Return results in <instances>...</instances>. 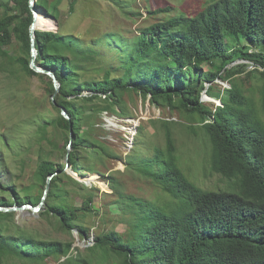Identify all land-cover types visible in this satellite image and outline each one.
Instances as JSON below:
<instances>
[{
  "label": "trees",
  "instance_id": "1",
  "mask_svg": "<svg viewBox=\"0 0 264 264\" xmlns=\"http://www.w3.org/2000/svg\"><path fill=\"white\" fill-rule=\"evenodd\" d=\"M62 1H36V7L43 10L37 27H54L47 18L59 19L57 13ZM30 2L0 0V8L10 4L16 8L12 14L6 12L0 18V47L11 45L16 38L28 56L12 57L1 49L0 55L32 77L48 78L30 68V28L34 20ZM70 10L74 11V5ZM170 11L166 7L148 12L155 17L162 13L165 17L132 39L105 36L94 42L102 46L112 39V44L106 46L122 55L117 69H122L123 74L115 75L109 70L99 79L84 76V63L93 62L99 54L97 50L83 48L77 38L64 35L60 26L57 31L36 29V62L53 71L60 83L55 103L51 101L59 112L56 124L70 135L71 128L74 130L73 150L66 155L69 165L56 166L44 159L38 175L47 187L49 177L64 173L65 167L70 166L74 171L84 167L79 163L78 152L89 141L82 131V108L75 100L102 101L108 105L104 110L110 112L121 104L124 93L133 91L150 97L157 107L184 110L189 116L200 115L206 122L203 127L211 143V170L232 180V189L203 190L190 180L169 130L164 147L147 146L145 154L139 153L141 145L133 143V150L122 159L126 169L153 182L160 191L153 199L127 193L117 178L102 175L110 185L113 198L108 201V208H103L102 217L113 216L112 222L116 217L127 227L121 234L112 229L97 236L91 250L98 251L103 258H121V264H264V122L238 83L231 82L230 88L220 92L214 86L217 80L228 81L247 69L245 64L229 69L234 61H250L264 69L263 53L238 50L227 42L232 39L236 43L244 41L245 45L264 44V0H210L190 15L171 16ZM221 61H228V66ZM204 64L213 70H203ZM95 71L100 74L104 70ZM261 74L264 76V71ZM206 83H212L206 93L220 99L222 104L214 110L202 101ZM49 90L55 93L52 79ZM86 91L90 93L83 96ZM62 107L71 116L70 120L62 114ZM50 123L45 122L42 128ZM140 133L143 135V128ZM0 140L8 146L5 136L0 135ZM2 163L0 156V167ZM85 167L91 171L89 166ZM64 177L71 178L66 173ZM62 182L63 178H53L46 199L53 202L59 195L55 187ZM22 191V197L14 194L11 201L0 197V206H37L44 197V194L42 197L29 194L27 188ZM101 209L95 204V197L88 194V200L80 208L54 203L46 213L51 212L64 228L70 229L80 211L101 213ZM14 214L0 211V263L5 255L31 264L43 263L67 255L72 248V244L64 246L58 241L39 240L22 230L11 232L5 223L13 221ZM79 232L86 235L89 229L79 227ZM70 260L91 264L86 259Z\"/></svg>",
  "mask_w": 264,
  "mask_h": 264
},
{
  "label": "rangeland",
  "instance_id": "2",
  "mask_svg": "<svg viewBox=\"0 0 264 264\" xmlns=\"http://www.w3.org/2000/svg\"><path fill=\"white\" fill-rule=\"evenodd\" d=\"M53 2L54 0H50ZM210 0H63L59 6L57 24L50 17L47 20L54 24L51 28L38 27L41 31H57L66 36L77 38L83 48H94L99 52L91 63H84L85 79H99L105 71L111 70L115 75H122V69H117L122 63L119 51H112L107 44L97 46L94 42L105 36H117L127 40L140 34L141 30L152 25L164 14L156 17L148 12L171 8V16L193 14L205 6ZM120 2V3H118ZM71 5L74 11L71 12ZM16 10L14 4L0 8V18ZM40 13L43 10L40 8ZM44 16V15H43ZM227 42L235 49H242L252 53L264 54V44L258 46L245 45L246 42L236 43L232 39ZM1 51L9 52L12 57H27L21 43L16 38L9 46L2 45ZM237 60L236 54L234 55ZM221 63L229 64L228 61ZM242 61H234L228 66L243 65ZM102 68L100 74L95 69ZM203 70H213L203 65ZM262 70L256 72L251 68L235 74L228 81H216V91L231 87V82L238 83L243 95L254 105L264 122L262 99L264 96V76ZM264 71V69H263ZM262 71V72H263ZM51 77L39 79L27 74L22 67L0 55V135L5 136L8 146L0 140V156L3 163L0 167V197L8 201L13 200L14 194L28 193L44 197L37 206L27 205L22 211H14L13 221L6 222L5 226L11 232L22 230L32 234L39 240L58 241L64 246L72 244L67 255L51 258L43 263L32 264H78L72 260H88L91 264H121V258H103L91 248L96 244V237L114 229L121 234L126 231L123 224L113 216L102 217L108 201L112 200V190L102 175L114 176L127 193L145 196L149 199L156 197L160 191L153 182H147L135 176L126 169L122 159L132 150L133 143H138L139 153L145 154L147 146L164 147L166 132L173 134L180 163L186 175L203 190H230L233 181L211 170L209 141L200 115L189 116L184 110H171L169 107H157L150 97H143L136 92H126L122 95V102L113 108L114 111H105L108 106L102 101L88 102L75 100L82 108V131H85L89 144L79 147V167L74 171L70 166L64 168V173L51 175L50 187H53V178H63V182L55 187L59 195L53 199H46L47 187L38 175V167L42 160L53 161L56 166L67 165L66 155L70 152L71 139L68 131L56 124L59 112L52 104L49 83ZM231 80V81H230ZM221 88L219 87V85ZM209 87L208 83L205 85ZM203 91L202 101L211 109L216 108L213 99ZM90 92H84L87 96ZM82 98V97H81ZM218 99V98H217ZM72 100V99H71ZM45 122H51L43 129ZM209 123V121L207 122ZM143 128V135L140 129ZM57 146V147H56ZM66 150V151H65ZM60 151H63L62 153ZM89 151V152H88ZM148 154V153H147ZM69 165V164H68ZM85 166H89L88 172ZM68 174L71 178L64 177ZM90 181L91 184H87ZM11 183V186L8 185ZM89 183V182H88ZM95 189V190H94ZM55 190V189H54ZM57 192V191H56ZM88 194L95 197V204L101 207V213L94 211H80L79 218L75 219L72 228H64L62 222L53 214L46 213L54 203H63L68 208L77 209ZM106 194V195H105ZM22 197V196H21ZM40 207V211L34 208ZM45 214V215H44ZM79 227L89 229L86 235L79 232ZM0 264H31L10 255L2 257ZM80 264V263H79ZM83 264V262L81 263Z\"/></svg>",
  "mask_w": 264,
  "mask_h": 264
},
{
  "label": "water",
  "instance_id": "3",
  "mask_svg": "<svg viewBox=\"0 0 264 264\" xmlns=\"http://www.w3.org/2000/svg\"><path fill=\"white\" fill-rule=\"evenodd\" d=\"M36 1L37 0H31L30 2V6H31V9L34 13V20H33V23L31 25V28H30V35H31V41H32V49H31V59H30V68L37 72V73H40V74H45V75H48L49 77H51L52 81H53V84H54V87H55V93L52 97V100L53 102L55 103V98L57 96V94L59 93L60 91V83L55 75V73L49 69H46V68H43L41 66H39L36 62V59H37V49H36V43H35V31L36 29L38 28L37 27V23H38V18H39V15L38 13H40V9H38L36 7ZM54 20V22L57 24V21L56 19L52 18ZM62 114L67 118V119H71V116L67 113L66 109L64 107H62ZM70 139H71V142L72 140L74 139V130L73 128H71V135H70ZM67 160V165H68V156L66 158ZM55 174H59V172L55 173ZM53 174V175H55ZM50 181H51V178L48 180V184H47V191L50 187ZM89 182V183H88ZM87 184H91L90 181H88ZM45 194H47V192H45ZM29 207L32 208V205L31 204H28ZM26 208V206H21V207H2L0 206V211H3V212H14V211H22ZM40 207H37V208H34V211H40Z\"/></svg>",
  "mask_w": 264,
  "mask_h": 264
},
{
  "label": "built area",
  "instance_id": "4",
  "mask_svg": "<svg viewBox=\"0 0 264 264\" xmlns=\"http://www.w3.org/2000/svg\"><path fill=\"white\" fill-rule=\"evenodd\" d=\"M239 61H242V62H244L243 64H245V65H247V68L249 69V67H250V65H251V68L253 69V70H262L263 71V68H260L258 65H256V64H254L253 62H250V61H245V60H239ZM220 81V80H219ZM220 82H222V81H220ZM207 84V83H206ZM205 84V85H206ZM219 84V83H218ZM208 85H209V87L212 85V83H208ZM220 86V85H219ZM208 87V88H209ZM224 87H226L225 89H228L227 88V86L225 85ZM207 88V89H208ZM220 88H221V86H220ZM206 89V90H207ZM224 90V89H223ZM205 94H206V92H205Z\"/></svg>",
  "mask_w": 264,
  "mask_h": 264
},
{
  "label": "clouds",
  "instance_id": "5",
  "mask_svg": "<svg viewBox=\"0 0 264 264\" xmlns=\"http://www.w3.org/2000/svg\"><path fill=\"white\" fill-rule=\"evenodd\" d=\"M206 96H208L210 99L212 98L213 99V102L216 103L217 106H222L220 99H217L215 97H211L207 93H206ZM202 99H203V96H202Z\"/></svg>",
  "mask_w": 264,
  "mask_h": 264
},
{
  "label": "bare ground",
  "instance_id": "6",
  "mask_svg": "<svg viewBox=\"0 0 264 264\" xmlns=\"http://www.w3.org/2000/svg\"><path fill=\"white\" fill-rule=\"evenodd\" d=\"M38 15H39V18H38V23H39V21H40V13H38ZM38 23H37V25H38Z\"/></svg>",
  "mask_w": 264,
  "mask_h": 264
}]
</instances>
